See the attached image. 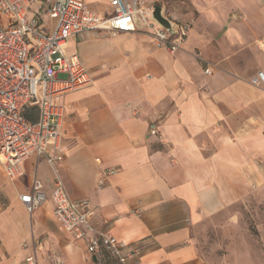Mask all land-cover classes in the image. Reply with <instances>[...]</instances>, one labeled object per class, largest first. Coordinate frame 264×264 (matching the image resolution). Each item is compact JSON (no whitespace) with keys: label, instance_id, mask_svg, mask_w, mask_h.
<instances>
[{"label":"crops","instance_id":"crops-1","mask_svg":"<svg viewBox=\"0 0 264 264\" xmlns=\"http://www.w3.org/2000/svg\"><path fill=\"white\" fill-rule=\"evenodd\" d=\"M82 1L102 14L112 10L108 0ZM235 4L241 18L210 13L199 38L190 30L174 53L139 24L67 40L66 52L77 54L92 83L54 98L65 108L56 165L30 155L15 181L0 165V264H22L34 249L38 263H48L39 254L52 240L40 238L58 232L62 264H99L101 256L53 216L56 177L72 199L89 200L99 229L138 249L139 264H201V225L264 183V84L251 82L264 73V1ZM45 6L33 0L30 9L48 30ZM29 109L35 122L38 108ZM150 125L157 135L148 134ZM107 168L115 173L99 185ZM35 179L47 199L29 212L19 195Z\"/></svg>","mask_w":264,"mask_h":264},{"label":"built area","instance_id":"built-area-1","mask_svg":"<svg viewBox=\"0 0 264 264\" xmlns=\"http://www.w3.org/2000/svg\"><path fill=\"white\" fill-rule=\"evenodd\" d=\"M33 0H0V165L10 181L22 174L21 162L30 155L43 157L54 166L60 159L65 108L54 98L62 92L84 87L92 78L77 54L66 52L70 37H82L89 31L115 35L135 30L149 34L154 43L174 53L188 37L187 25L163 14L172 24L170 32L152 18L153 5L145 0H108L111 11L99 13L82 0H46L43 12L52 24L45 30L37 15L31 13ZM204 73L211 70L204 68ZM64 78H59V75ZM251 82L264 84V73L258 71ZM36 106L38 118L29 122L26 108ZM149 135H157L154 125ZM115 169L99 173V185ZM49 197L53 216L67 235L83 240L90 253L105 252L118 264H139V251L126 241L99 229L93 223L94 211L88 199H72L63 181L56 177ZM47 195L38 179L31 191L19 195L29 212L46 201ZM22 264H39L34 249Z\"/></svg>","mask_w":264,"mask_h":264},{"label":"rangeland","instance_id":"rangeland-1","mask_svg":"<svg viewBox=\"0 0 264 264\" xmlns=\"http://www.w3.org/2000/svg\"><path fill=\"white\" fill-rule=\"evenodd\" d=\"M149 5L161 6L168 18L185 24L196 36L210 23V13L241 18L243 12L236 6L241 0H145ZM262 3L264 0H257ZM198 33V34H197ZM199 38V37H198ZM59 78H64L60 75ZM32 109L24 112L25 116ZM51 239L52 244L42 249L39 257L46 264H62L57 235L42 234L41 240ZM196 246L201 264H264V183L253 194L230 205L225 213L205 222L196 233ZM45 249V250H44ZM44 250V251H43ZM99 264H117L107 256L100 257Z\"/></svg>","mask_w":264,"mask_h":264},{"label":"water","instance_id":"water-1","mask_svg":"<svg viewBox=\"0 0 264 264\" xmlns=\"http://www.w3.org/2000/svg\"><path fill=\"white\" fill-rule=\"evenodd\" d=\"M152 18L160 25L165 27L170 32H174L172 24L163 16L162 8L159 5H156L152 12Z\"/></svg>","mask_w":264,"mask_h":264},{"label":"trees","instance_id":"trees-1","mask_svg":"<svg viewBox=\"0 0 264 264\" xmlns=\"http://www.w3.org/2000/svg\"><path fill=\"white\" fill-rule=\"evenodd\" d=\"M25 112H26V110H25ZM99 255H100V256L105 255V256H107L108 258H110L111 260L115 261L113 258H111L110 256H108V254L105 253V252H101Z\"/></svg>","mask_w":264,"mask_h":264}]
</instances>
